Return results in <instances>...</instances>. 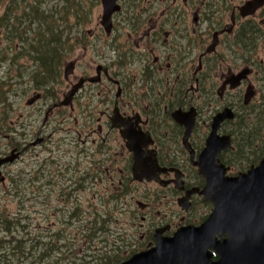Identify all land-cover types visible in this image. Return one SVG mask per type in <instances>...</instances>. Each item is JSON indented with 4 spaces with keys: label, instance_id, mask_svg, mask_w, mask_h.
<instances>
[{
    "label": "flooded vegetation",
    "instance_id": "af4514ba",
    "mask_svg": "<svg viewBox=\"0 0 264 264\" xmlns=\"http://www.w3.org/2000/svg\"><path fill=\"white\" fill-rule=\"evenodd\" d=\"M248 1L117 0L119 9L108 33L102 24V0H81L86 14L97 4L102 14L93 29L86 22L75 27L70 22L77 33L66 38L60 55L54 39L44 42L31 28L16 32L11 18H2L0 40L16 34L20 42L6 48L17 49L8 58L19 63L11 75L17 88L0 107V159L11 158L0 166V189L18 198L23 218H28L26 205H35V214L50 219L56 212L47 215L53 203H62L71 216L74 204L73 215H79L83 195L95 189L92 198L98 200H103L104 190L112 199L123 192L126 205L142 197L136 202L142 222L134 233L138 241L133 253L153 247L157 234L171 236L182 226H200L214 205L200 194L206 180L193 157L198 160L218 112L231 107L237 115L227 94L251 84L259 72L258 62L243 63L244 69L251 67L249 78L237 89L228 83L242 69L231 63L232 44L246 40L254 26L259 27L256 35L261 33L263 21L258 19L264 7L242 16L240 9ZM47 25L51 33L54 29ZM176 111L195 112L188 145ZM232 121L221 124L220 134L232 135L225 128ZM58 125L71 133L65 138L68 148L56 145ZM122 131L136 134L149 178H134L135 154ZM189 193L184 209L179 199ZM175 203L177 211L170 209ZM202 203H210L212 210L200 222L192 211ZM135 217L132 212L133 229Z\"/></svg>",
    "mask_w": 264,
    "mask_h": 264
},
{
    "label": "rangeland",
    "instance_id": "374dc122",
    "mask_svg": "<svg viewBox=\"0 0 264 264\" xmlns=\"http://www.w3.org/2000/svg\"><path fill=\"white\" fill-rule=\"evenodd\" d=\"M57 1L43 0L44 4L41 8L44 15H51L50 23L54 29L51 33L47 30L48 22H43L39 18L35 21L28 19L21 24H12V26L16 32L22 31L25 28L27 30L31 28V32L40 34L43 37L40 40L44 42L45 39L48 42L50 39H54L53 46L56 48V42L59 39L65 42V38L70 35L74 37L75 33H77V28L70 29L69 24L67 27V23L72 20L71 16L68 18L65 15L64 21H58L64 14L59 10L56 12V8L61 7V1L59 4H57ZM20 2L22 0H5V4L2 7L0 4L1 19L4 18V13L9 9V4L18 7L17 11L20 14L22 5L23 8L27 7L28 9V6L32 3L35 4L36 0H24L22 5ZM16 3L18 4L16 5ZM90 11L92 12L90 14L87 12L89 20L85 21L88 30L93 29L102 14V9L98 4ZM261 20L263 21L260 27L261 33L260 35H255L256 40L251 46L244 47L238 43L231 46L232 53L230 57L234 67L241 69L243 68L242 64L246 65L247 62L252 63L254 66L253 60L255 66L257 62V66H259V72L251 77V81L255 85L257 92L249 106H244L243 104L247 83L244 84L242 90H234L226 96L227 101L232 102L237 111V118L230 125L228 123L225 126L227 131L232 133L233 139L235 136L238 139L237 132L242 125L243 117L247 120L257 119L256 117L264 118V13L258 19V22L260 23ZM72 22H75V19ZM126 33L127 30H124L122 41L127 40ZM19 42L20 39L16 34H9L8 39L0 40V107L4 98L9 97L10 92L17 88V85H11L17 79L14 77L12 80L11 75L16 74L18 70L16 64L19 61L13 64L8 58H13L17 54V49L13 48L7 51L6 48L8 44L14 46L15 43ZM65 45L61 47L62 53H65ZM3 79H7L8 83L3 85ZM12 99L15 100V97H12ZM71 126H75L74 121H72ZM70 134L66 126L58 125L55 139L56 145L61 143L60 149L68 148L65 138ZM261 134L264 135V131ZM263 139L264 136H260L257 138V141L260 143ZM238 142L240 144L239 139ZM3 148L4 145L0 141V150ZM228 155L231 157L230 154ZM246 157L248 156L240 155L239 159V162H242L244 166L247 163ZM241 169L239 170L242 171ZM94 190H88L83 195L82 205L78 207L79 215H73L74 208L77 209L74 204L70 209L72 212L71 216L70 212L64 213V205L62 203H53L47 215L50 212L53 213L55 209L56 212L50 219H45L41 214H35V205H26L27 210L24 211V214L28 218L25 219L21 214L22 208L20 209L18 198L11 196V194L7 195L4 190L0 189V238L3 237V240L6 241V243L0 244V264H54L56 262L65 264L68 259L72 264H113L130 256L135 249L133 244L138 241V236L134 234L135 230L140 227V223L142 222L141 210L136 204L137 199H142V197L139 196L133 204H131L130 199L126 205L123 202L125 196L123 192H120L116 196L118 199H112L105 195L107 192L104 190L103 200H98L92 198V191ZM14 192L15 190L13 194ZM57 192H59L58 189ZM127 194H129V191H127ZM169 194L170 197L175 196L170 190ZM26 203L30 204L29 202ZM42 206H37V208H40L42 211ZM170 209L177 211V204H173ZM211 210L210 203L208 205H203L202 203V206L198 205L192 211L193 218H198L201 222L203 221L202 217H207ZM132 212L133 216H136L134 219V229L130 226ZM3 220H7V222L2 223ZM6 224H9L8 228ZM7 241L10 243H7Z\"/></svg>",
    "mask_w": 264,
    "mask_h": 264
},
{
    "label": "water",
    "instance_id": "95a60500",
    "mask_svg": "<svg viewBox=\"0 0 264 264\" xmlns=\"http://www.w3.org/2000/svg\"><path fill=\"white\" fill-rule=\"evenodd\" d=\"M117 0H102L104 11L102 24L106 32L112 30V15L119 9ZM264 5V0H251L241 7L242 16L254 14ZM214 46V45H213ZM249 68L232 74L228 80L231 88H237L248 78ZM255 96L253 85H248L244 103ZM63 104L67 103L65 99ZM176 121L185 126L186 145L195 126V112H174ZM235 112L226 107L218 112L212 122L205 146L194 165L206 180L200 191L214 208L200 225L180 227L171 236L156 235V244L131 255L118 264H264V157L258 164L237 174H229L231 167L222 162L220 154L233 147L231 134H220L225 120H234ZM119 126V125H116ZM130 150L135 154L134 178L144 180L146 158L135 145L138 138L123 133ZM194 151H192L193 154ZM11 158L0 159V166ZM179 199L184 208L189 207V197Z\"/></svg>",
    "mask_w": 264,
    "mask_h": 264
},
{
    "label": "trees",
    "instance_id": "16d2710c",
    "mask_svg": "<svg viewBox=\"0 0 264 264\" xmlns=\"http://www.w3.org/2000/svg\"><path fill=\"white\" fill-rule=\"evenodd\" d=\"M60 1H61V7L56 8V12L59 10L60 12H63L64 16H61V18L58 20L59 22H62L65 20L66 18L65 15L68 18L71 16L72 20L75 19V22L72 23L73 27H75V25L77 24L79 25L81 22H85L89 20L88 15L85 13L84 8L82 7V4L80 3L81 0H79V2H77V0L76 1L75 0H58L57 4H59ZM23 3H24V0L20 2L21 5ZM0 4L2 7L5 4V0H2V1L0 0ZM17 4L18 3H16V5ZM43 4H44L43 0H36L35 4L32 3L30 6H28L29 7L28 9L27 7L23 8V5H22L20 14L17 11L18 7H15V5L13 4H9L10 7L7 11V14H6L7 16L4 15L3 19L8 20L9 18H11L12 24H16V23L21 24L22 22L28 19L31 21H35L38 18L43 22L45 21V22L50 23L51 15H44L41 9ZM1 20L2 19L0 16V23L3 21ZM69 23H67V27ZM69 28H70V24H69ZM258 31H259V27L257 26L252 27L248 33V36H246L247 39L238 41V44H241L244 47L251 46L256 40L255 35L258 33ZM42 38L43 37L41 36V39ZM64 44H66V38H65V42L61 41V39H59L58 42H56L57 55H60L62 53L61 47ZM256 118L257 119L247 120L245 117H243V121L241 122L242 125L239 127V130L237 132L238 139L240 140V144L238 142V139L235 136L234 137V148L229 150L228 153L222 154L220 156L223 162L231 166L232 168L231 170L234 173L236 171H239V169L241 168H242L241 170H244L246 168H249L252 164L259 163V161L264 157V139L260 143L257 141L258 137L264 136L261 134L262 131H264V118H261V117H256ZM228 154H230L231 157ZM240 155L248 156L246 157L247 163L245 166L243 165L242 162L241 163L239 162ZM5 222H7V220L2 221V223H5ZM6 227L8 228L9 224H6ZM3 243H6V241L3 240V237H2L0 238V244H3ZM7 243H10V242L7 241ZM55 251L58 252L57 250ZM54 264H62V262H56ZM65 264H72V263L69 262V259H68L67 263Z\"/></svg>",
    "mask_w": 264,
    "mask_h": 264
}]
</instances>
